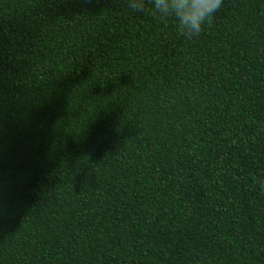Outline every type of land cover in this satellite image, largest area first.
<instances>
[{"label":"trees","instance_id":"1","mask_svg":"<svg viewBox=\"0 0 264 264\" xmlns=\"http://www.w3.org/2000/svg\"><path fill=\"white\" fill-rule=\"evenodd\" d=\"M176 23L0 0V264H264V0Z\"/></svg>","mask_w":264,"mask_h":264},{"label":"clouds","instance_id":"2","mask_svg":"<svg viewBox=\"0 0 264 264\" xmlns=\"http://www.w3.org/2000/svg\"><path fill=\"white\" fill-rule=\"evenodd\" d=\"M146 3L151 5L153 15L175 18L178 34L190 40L201 34L206 23H211L223 0H128V7L144 12ZM253 183L264 193V177H254Z\"/></svg>","mask_w":264,"mask_h":264}]
</instances>
